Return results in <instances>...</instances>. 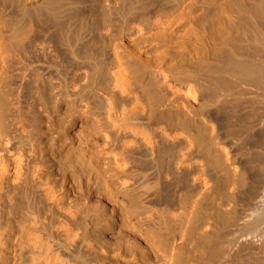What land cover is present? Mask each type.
Listing matches in <instances>:
<instances>
[{
    "label": "bare ground",
    "instance_id": "bare-ground-1",
    "mask_svg": "<svg viewBox=\"0 0 264 264\" xmlns=\"http://www.w3.org/2000/svg\"><path fill=\"white\" fill-rule=\"evenodd\" d=\"M0 264H264V0H0Z\"/></svg>",
    "mask_w": 264,
    "mask_h": 264
},
{
    "label": "rangeland",
    "instance_id": "rangeland-1",
    "mask_svg": "<svg viewBox=\"0 0 264 264\" xmlns=\"http://www.w3.org/2000/svg\"><path fill=\"white\" fill-rule=\"evenodd\" d=\"M241 113H242V112H241ZM241 113H240V114H241ZM243 113H244V112H243ZM241 115H244V114H241ZM243 126H245V124H243ZM244 130H245V127L243 128V131H244ZM241 147H242V146H241ZM242 148H244V146H243ZM244 149H245V150H243V149H242V150L245 151V153H243L241 150H240V152L246 157V155H247L246 150H247V149H246V148H244Z\"/></svg>",
    "mask_w": 264,
    "mask_h": 264
}]
</instances>
